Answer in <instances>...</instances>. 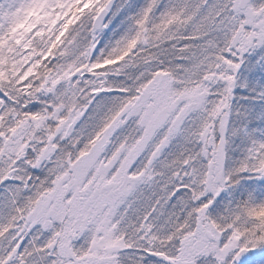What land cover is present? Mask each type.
<instances>
[{
	"label": "snow or ice",
	"instance_id": "snow-or-ice-1",
	"mask_svg": "<svg viewBox=\"0 0 264 264\" xmlns=\"http://www.w3.org/2000/svg\"><path fill=\"white\" fill-rule=\"evenodd\" d=\"M0 264H264V0H0Z\"/></svg>",
	"mask_w": 264,
	"mask_h": 264
}]
</instances>
